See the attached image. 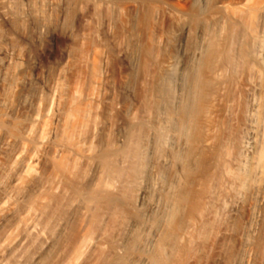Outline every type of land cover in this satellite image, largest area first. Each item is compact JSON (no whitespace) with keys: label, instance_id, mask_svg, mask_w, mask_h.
I'll list each match as a JSON object with an SVG mask.
<instances>
[{"label":"rangeland","instance_id":"1","mask_svg":"<svg viewBox=\"0 0 264 264\" xmlns=\"http://www.w3.org/2000/svg\"><path fill=\"white\" fill-rule=\"evenodd\" d=\"M248 1L0 0V264H264Z\"/></svg>","mask_w":264,"mask_h":264},{"label":"bare ground","instance_id":"2","mask_svg":"<svg viewBox=\"0 0 264 264\" xmlns=\"http://www.w3.org/2000/svg\"><path fill=\"white\" fill-rule=\"evenodd\" d=\"M216 1H217V0H216ZM219 3H220V1H219ZM223 3H225V1H222V4H223ZM228 4H230V3H228ZM228 4H225V5H228ZM244 4H246V3H244ZM247 4H248V8H247V10H248V14H246L245 12H244V14L247 15V16L245 15L247 18H248V16H249L248 19H250L249 21L252 22V21H254V19L256 18L257 14H260V13H258L260 10L264 11V0H249ZM216 5H217V2H216ZM218 5H220V4H218ZM231 5H232V4H231ZM223 6H224V4H223ZM228 6H230V5H228ZM245 6H247V5H245ZM226 7H227V6H226ZM218 8H219V6H218ZM245 8H246V7H245ZM228 9H229V8L227 7V11H228ZM230 9L234 12V14H235L236 12H237L236 14H238V11H239L238 8H236V10H238V11L233 10V8H231V6H230ZM231 10H229V13L232 12ZM261 13H262V12H261ZM231 14H232V13H231ZM263 14H264V13H263ZM263 14H261V15H263ZM245 16H243V18H246ZM247 18H246V19H247ZM260 18H263V21L261 22V23H262V27H261V25L259 26V23H258V24H256L255 22H253V23H255L257 26H259L258 28L261 27V28H260V29H261L260 34H258L257 36H255V39H257L258 42H259V44L262 46V49H263V50H262L261 48H260V50H262V51L264 52V17L262 16V17H260ZM246 19H245V20H246ZM257 19H258V18H257ZM257 19H255V21H257ZM260 20H262V19H260ZM260 20H259L258 22H260ZM249 23H250V22H248V24H249ZM253 23H250V24L252 25V26L250 25L251 28L248 27L247 24L245 23V25L247 26V29L250 28L249 30L251 31L250 33H251L252 36H254V35L257 33V32H255V30H256L257 28H256V29H255V28H252V27L254 26ZM246 26H245V27H246ZM257 26H255V27H257ZM260 29H258V31H259ZM249 30H247V31H249ZM247 31H246V33H247ZM216 32H217V31H216ZM250 33H249V34H250ZM217 34L219 35V30H218ZM217 34H216V35H217ZM249 34H248V35H249ZM218 35H217V37H218ZM252 36H251V37H252ZM246 37H247L246 39L248 40V37H249V36L246 35ZM229 38H230V37H229ZM216 39H217V38H216ZM226 39H228V37H226ZM253 39H254V38H253ZM218 40H220V39H218ZM250 41H252V40L249 39V42H250ZM214 42H216V40H215ZM219 42H220V41H219ZM226 42L229 43V41H227V40H226ZM245 42H246V41H245ZM247 42H248V41H247ZM249 42H248V43H249ZM248 43H245V44L247 45ZM252 43H253V41H252ZM256 43H257V41H256ZM214 44H215V43H214ZM214 44H213V46H214V52H213L214 55H213V54H212V55L216 57L215 60H219V59H218V57L220 56L219 54H221L222 52L225 53V51H222V50L220 49V50L222 51V52H220V51H219V46H218L219 43L216 42V44H215V45H214ZM242 44H244V43H242ZM242 44H241V45H242ZM250 44H251V43H250ZM253 44H254V43H253ZM253 44H252V45H253ZM257 44H258V43H257ZM257 44H256V45H257ZM259 44H258V45H259ZM226 45H227V44H226ZM229 45H230V44H229ZM229 45H227V46H229ZM248 45H249V44H248ZM256 45H255V46H256ZM258 45H257V46H258ZM260 45H259V46H260ZM225 47H226V46H225ZM229 47H230V46H229ZM246 47H247V46H246ZM249 47H250V46H248V48H247L248 50H249ZM252 47H253V46H251V48H252ZM220 48H221V46H220ZM226 48H227V47H226ZM242 48H243V47L241 46V48H240L239 50H241ZM244 48H245V45H244ZM251 48H250V49H251ZM229 49H230V48H229ZM229 49H226V50H229ZM252 49H253V48H252ZM223 50H224V48H223ZM242 50H243V49H242ZM244 50H246V49H244ZM260 50H259V51H260ZM249 51H252V50H249ZM253 51L255 52V50H253ZM228 52H230V50H229ZM228 52H226L225 54H228ZM238 52H239V51H238ZM243 53H244V52H243ZM243 53H242V54L240 53L241 56L243 55ZM246 54H248V53L246 52ZM249 54H250V53H249ZM222 55H223V54H222ZM244 55H245V54H244ZM223 56H224V55H223ZM229 56H230V55H228L227 58H230ZM262 56H263V55H262ZM245 57H246V56H245ZM245 57H244V59H246ZM263 57H264V56H263ZM221 58H222V57H221ZM227 58H226V56L224 57V59H226V60H227ZM215 60H214V61H215ZM261 61H264V58H263V60H261ZM215 62H216V61H215ZM218 62H219V61H218ZM218 62H217V63H218ZM220 62H222L223 64H225V60L220 59ZM229 62H230V61H229ZM258 62H259V61H258ZM255 63H257V62H255ZM255 63L253 64L254 66L257 65V64L260 65L259 63H257V64H255ZM218 64H219V63H218ZM218 64H217V65H218ZM215 65H216V64H215ZM225 65H226V64H225ZM245 65H247V64H245ZM216 67L219 68V67H221V65H219V67H218V66H216ZM256 67H257V68L260 67V69H261V70L259 69V70L261 71V72L259 73V75H261V77H259V78L261 79L260 81L262 82L261 87H264V63L261 62V65H260L259 67H258V66H256ZM256 67H255V70H256ZM217 68H216L215 70H217ZM221 68H222V67H221ZM223 68H226V69H227L226 66L223 67ZM223 68H222L221 70H223ZM253 68H254V67H253ZM257 70H258V69H257ZM259 70H258V72H259ZM218 72H220V71L218 70ZM254 72H255V71H254ZM258 72H255V73L258 74ZM257 77H258V76H257ZM259 83H260V82H259ZM259 86H260V85H259ZM261 87H260V91L262 90ZM263 89H264V88H263ZM263 91H264V90H263ZM261 92H262V91H261ZM260 94H261V93H260ZM260 94H259V96H260ZM263 95H264V94H262L261 97L264 98ZM263 100H264V99H263ZM261 101H262V100H261ZM263 103H264V101H263ZM262 156L264 157L263 154H262Z\"/></svg>","mask_w":264,"mask_h":264}]
</instances>
